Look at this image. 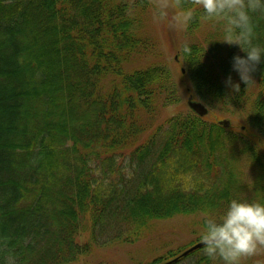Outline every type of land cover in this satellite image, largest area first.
<instances>
[{
  "label": "trees",
  "instance_id": "1",
  "mask_svg": "<svg viewBox=\"0 0 264 264\" xmlns=\"http://www.w3.org/2000/svg\"><path fill=\"white\" fill-rule=\"evenodd\" d=\"M148 4L0 0V264H78L94 247L136 243L157 221L264 201V156L246 135L264 141V63L247 88L231 68L244 54L194 19L180 49L192 93L209 110L241 113L243 126L192 111L156 124L181 99L167 66L128 70L147 46ZM258 32L264 42V20ZM123 155L136 166L129 187L107 178ZM188 248L136 264H211L202 247L182 256Z\"/></svg>",
  "mask_w": 264,
  "mask_h": 264
},
{
  "label": "rangeland",
  "instance_id": "2",
  "mask_svg": "<svg viewBox=\"0 0 264 264\" xmlns=\"http://www.w3.org/2000/svg\"><path fill=\"white\" fill-rule=\"evenodd\" d=\"M148 1V7L144 16H142L143 31H141L142 36L146 39L147 46L141 55L131 59L132 61L127 67L130 71L155 64H162L170 68L173 79L179 85L181 100L179 104L163 108L158 112L155 123L162 124L163 121L178 113L191 111L187 105L189 98L195 102L201 103V101L193 95L191 85L185 76L184 68H182L180 49L189 43L190 39L186 36L185 27L179 26L174 20L179 9L172 0ZM204 118L208 122L227 120L229 122L227 128H232L234 131L243 126L241 113L231 116L220 109H208V113ZM246 135L258 152L264 156V141L260 140L259 136L254 133ZM117 165L120 174L118 175L119 171L108 172L107 178L119 184L120 187L133 185L136 166L131 162L129 156L123 155L118 159ZM96 174L100 175L101 173L97 171ZM203 219L204 215L195 214L157 221L136 243H114L106 248L94 247L78 264L145 263L165 254L169 250L188 248L194 243H199L197 242L199 239L198 233ZM241 261L243 264H264V248H261L253 256L243 257Z\"/></svg>",
  "mask_w": 264,
  "mask_h": 264
},
{
  "label": "clouds",
  "instance_id": "3",
  "mask_svg": "<svg viewBox=\"0 0 264 264\" xmlns=\"http://www.w3.org/2000/svg\"><path fill=\"white\" fill-rule=\"evenodd\" d=\"M177 7L174 20L179 26L187 27L194 19L210 24L215 41L238 47L244 55H233L232 71L247 88L254 86L252 73L264 63V42L258 32L264 20V0H191L190 5ZM225 86L240 91V84L230 75ZM198 237L211 264H240L243 257L264 248V201L230 199L220 215L204 214ZM9 264H14L11 258Z\"/></svg>",
  "mask_w": 264,
  "mask_h": 264
},
{
  "label": "water",
  "instance_id": "4",
  "mask_svg": "<svg viewBox=\"0 0 264 264\" xmlns=\"http://www.w3.org/2000/svg\"><path fill=\"white\" fill-rule=\"evenodd\" d=\"M187 105H188L189 109H190L193 113L195 112V114H196L197 116L201 117V118H202V117H205V116L207 115V113H208V109L205 107L204 104H202V103H200V102L192 101L191 98H189V100H188V102H187ZM219 125H221V126L227 128L228 125H229V122H228L227 120L220 121V122H219ZM201 247H202L201 242H200V243H197V244H195L194 246H192L191 248H189L188 250H186V251L182 254V256H186V255H188L189 253H191V252H193V251H195V250L200 249Z\"/></svg>",
  "mask_w": 264,
  "mask_h": 264
}]
</instances>
